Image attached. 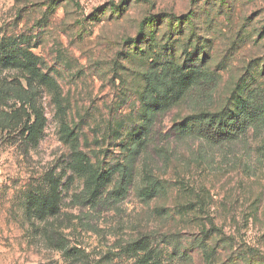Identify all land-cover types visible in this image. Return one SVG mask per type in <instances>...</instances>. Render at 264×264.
<instances>
[{"label":"rangeland","instance_id":"obj_1","mask_svg":"<svg viewBox=\"0 0 264 264\" xmlns=\"http://www.w3.org/2000/svg\"><path fill=\"white\" fill-rule=\"evenodd\" d=\"M0 264H264V0H0Z\"/></svg>","mask_w":264,"mask_h":264},{"label":"trees","instance_id":"obj_2","mask_svg":"<svg viewBox=\"0 0 264 264\" xmlns=\"http://www.w3.org/2000/svg\"><path fill=\"white\" fill-rule=\"evenodd\" d=\"M9 108V114L13 116L11 128L19 129L21 126V99H19L17 104L11 105ZM205 115V113H199L196 117H188L184 121L186 129L183 128V125L178 133L195 135L197 138L203 139L211 144L220 145L240 140L245 135L246 131L256 123V119L253 120L241 116L232 118L224 124L222 122H216L213 118L207 122L204 121ZM36 124H38V116L35 113V121L32 126L28 128L29 134L27 135V138L33 133ZM140 149H142V147ZM140 149L137 151L132 150L129 153L130 157L123 165V172L120 181L122 187L127 188L132 183V162L139 156L138 154L142 151ZM112 176L113 173L106 171L100 176V178H103L104 180V186L110 183ZM144 180L147 182V187L142 190V195L149 199L153 198L156 194L158 195L160 192H165L169 189L168 184H165L157 178H153L149 173L145 174Z\"/></svg>","mask_w":264,"mask_h":264}]
</instances>
